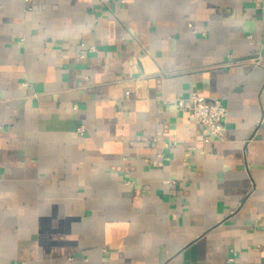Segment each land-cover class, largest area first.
Segmentation results:
<instances>
[{
    "label": "crops",
    "instance_id": "1",
    "mask_svg": "<svg viewBox=\"0 0 264 264\" xmlns=\"http://www.w3.org/2000/svg\"><path fill=\"white\" fill-rule=\"evenodd\" d=\"M232 250L264 264V0H0V264Z\"/></svg>",
    "mask_w": 264,
    "mask_h": 264
},
{
    "label": "built area",
    "instance_id": "2",
    "mask_svg": "<svg viewBox=\"0 0 264 264\" xmlns=\"http://www.w3.org/2000/svg\"><path fill=\"white\" fill-rule=\"evenodd\" d=\"M103 5L109 6L113 3L125 6L128 0H100ZM91 52H95L94 47L90 48ZM129 94L127 95V97ZM166 103L171 101L166 100ZM174 103L180 113H187L207 131L205 142L209 143L212 139H224L227 131L226 119L228 110L220 100H209L196 93L188 97H178L174 99ZM78 133L83 135L85 127H80ZM236 262V251L232 250L227 263L234 264Z\"/></svg>",
    "mask_w": 264,
    "mask_h": 264
}]
</instances>
